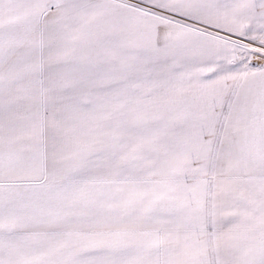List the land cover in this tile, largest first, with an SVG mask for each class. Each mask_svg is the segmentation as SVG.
<instances>
[{
    "label": "snow or ice",
    "instance_id": "6c2138e0",
    "mask_svg": "<svg viewBox=\"0 0 264 264\" xmlns=\"http://www.w3.org/2000/svg\"><path fill=\"white\" fill-rule=\"evenodd\" d=\"M0 264H264V0H0Z\"/></svg>",
    "mask_w": 264,
    "mask_h": 264
}]
</instances>
